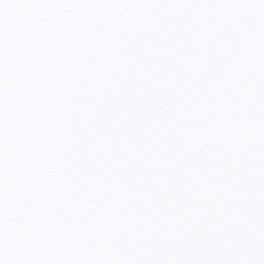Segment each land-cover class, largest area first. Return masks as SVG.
Here are the masks:
<instances>
[{"label":"snow or ice","instance_id":"1","mask_svg":"<svg viewBox=\"0 0 264 264\" xmlns=\"http://www.w3.org/2000/svg\"><path fill=\"white\" fill-rule=\"evenodd\" d=\"M0 264H264V0H0Z\"/></svg>","mask_w":264,"mask_h":264}]
</instances>
